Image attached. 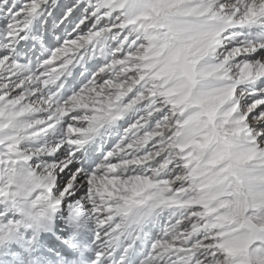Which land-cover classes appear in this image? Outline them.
Returning a JSON list of instances; mask_svg holds the SVG:
<instances>
[{"label": "snow or ice", "instance_id": "obj_1", "mask_svg": "<svg viewBox=\"0 0 264 264\" xmlns=\"http://www.w3.org/2000/svg\"><path fill=\"white\" fill-rule=\"evenodd\" d=\"M0 264H264V0H0Z\"/></svg>", "mask_w": 264, "mask_h": 264}]
</instances>
